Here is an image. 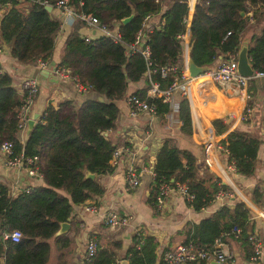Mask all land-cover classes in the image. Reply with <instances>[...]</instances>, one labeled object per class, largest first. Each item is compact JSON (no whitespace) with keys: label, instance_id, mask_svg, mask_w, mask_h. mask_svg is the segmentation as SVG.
Returning a JSON list of instances; mask_svg holds the SVG:
<instances>
[{"label":"trees","instance_id":"16d2710c","mask_svg":"<svg viewBox=\"0 0 264 264\" xmlns=\"http://www.w3.org/2000/svg\"><path fill=\"white\" fill-rule=\"evenodd\" d=\"M54 5L56 0H44ZM21 2L27 7L22 9ZM73 6L90 12L100 22L118 30L119 40L109 36H96L85 41L76 30L69 32L60 49L58 64L69 69L71 77L88 87L95 97L83 96L78 101L62 97L55 104L47 101L42 113L29 129L25 142L17 137V112L23 101V92L11 85V77L0 72V143L9 140L12 153L21 151L24 156H35L32 165L37 166L40 183L17 189L9 194L5 183H0V257L3 264H43L50 252L49 239L57 249L55 264H67L66 247L71 243L68 231L57 232L60 223L71 217L72 210L94 195H100L102 185L96 174L109 171L113 145L106 134L112 126L117 112V101L127 93L146 97L155 106V114L169 111L168 103L146 96L144 87L128 91L131 83L143 77L146 69L139 52L126 50L141 23H151L152 29L144 35L149 48L151 67L181 65L182 37L187 25L189 29L188 55L197 65L212 66L226 52H236L246 38L248 61L255 71L264 72V0H193L189 12L187 0H67ZM0 40L10 46V55L18 63L30 64L51 59L54 36L59 20L38 1L0 0ZM251 12L256 31L249 29L247 11ZM129 16L128 20L122 19ZM145 16H148L145 19ZM251 32L248 33V31ZM162 85L172 77L170 72L160 78ZM144 78V77H143ZM69 81L71 79H62ZM194 88V110L199 118L200 98ZM101 96L102 99H99ZM176 116L180 119V134L189 136L192 132L190 112L186 98L177 99ZM199 121V119H198ZM216 133L227 127L224 118L211 120ZM227 142L228 158L235 164V172L242 177L256 173L257 150L261 143L255 135L244 139L233 137L227 132L221 142ZM193 146H199L192 142ZM201 146H199L200 148ZM201 149V148H200ZM205 165V164H204ZM206 166V165H205ZM209 169V168H208ZM152 171L154 177L149 188L148 200L153 204L160 181L173 184L185 182L195 195L191 205L199 209L207 205L218 188H227L217 175H202L198 171L196 155L187 147H178L176 141L165 136L157 149ZM92 173L93 176H89ZM264 178L254 182L248 190V197L256 206L262 205ZM233 199V198H232ZM229 204L224 202L213 212L187 223L184 239L212 244L220 236L239 240L245 258L252 253L247 232L255 230L250 219L253 210L241 199L235 198ZM190 205V204H189ZM232 226L240 231L234 237ZM17 228L21 236L17 241L2 238L3 231ZM133 234L131 244L124 257L128 264H153L156 258V240L152 235H143V242L136 247ZM226 241V240H225ZM117 244V243H115ZM115 260V251L100 246L92 264H110ZM193 262H187L192 264ZM204 262H202L203 264ZM82 264H85L84 262ZM157 264H162L158 261Z\"/></svg>","mask_w":264,"mask_h":264},{"label":"crops","instance_id":"0c3cea01","mask_svg":"<svg viewBox=\"0 0 264 264\" xmlns=\"http://www.w3.org/2000/svg\"><path fill=\"white\" fill-rule=\"evenodd\" d=\"M20 6L22 9H25L27 3L21 2ZM2 11L3 9L0 8V13ZM50 11L52 16L59 20L58 11L54 7H51ZM76 28V25L69 26L67 24L58 28L55 33V46L50 59L55 64L58 63L59 49L66 35L76 30ZM241 44L246 45V40L242 41ZM0 45L2 46L0 52V72L9 74L11 77V85L21 92L20 82L24 78L31 77L35 78L38 86L37 92L27 110L26 121L23 123V127L17 130V137L21 143L25 142L29 129L42 113L48 100L52 104H55L62 97L73 98L76 101L82 99L83 96L95 97L96 93L92 91L88 92L89 90L80 92L69 81L59 79L53 72L50 78L49 76H45L42 70L45 68L50 70L51 67H49V64L41 66L38 61L30 64L18 63L10 55V46L1 40ZM250 80H254V82L251 83L249 82ZM144 85L145 81L142 77L138 82L131 83L128 91L134 88L144 87ZM247 88L250 93V115L245 120H239L235 116L230 117L225 115L223 118L227 123V127L222 133L232 132L233 137L237 139H244L247 135H255L261 140L257 150L256 173L253 176L247 177V179L252 180L254 183L264 178V77L249 79L247 81ZM214 91L215 89L211 85H208L206 90L201 88V92L197 87V92H200V114L198 119L203 128L208 126V119L210 118L209 115L202 112L204 96L208 92ZM126 96L116 102L118 109L114 115L112 126L107 130L106 134L111 142H117L122 138L127 143H138L139 149H135L130 144L124 145L126 150H121L120 157L114 164H110V170L95 175L98 182L102 185L103 191L100 195H94L84 203L94 204L96 211H84L81 207L82 204H80L72 210L71 217L65 221L66 224L63 229L59 226L57 232L68 231L67 234L71 237V243L66 247L69 250L66 254L67 264L83 263L84 240L88 234H93L100 246H109L115 251V260L113 262H120L121 259H126L124 253L132 242L131 237L134 234L133 230L135 227H138V231L142 236L148 234L155 238L156 247L154 251L156 261L162 250L184 239V228L187 223H197L199 219L220 206V201L214 198L207 205L199 209H194L181 196L174 193L165 196L160 205L152 204L148 200L149 188L152 181L148 172L152 171L154 155L160 146L161 140L165 136L172 137L178 147H187L193 151L197 158L199 173L200 163L203 160V158L201 159L202 147L199 153H197L196 146L190 145L192 142L199 144L197 136L193 131L189 136L180 134L179 132L181 121L176 116L177 99L180 96L178 90L173 93L171 101L167 102L169 111L163 115L144 112L135 117L129 116ZM229 97L227 104L235 103V99L232 96ZM234 111H239V109H234ZM199 145L201 146V144ZM130 147H132L131 150H135L136 153L134 155L130 151H127L130 150ZM222 156L221 161L223 160L225 163L227 158ZM130 161H133L135 165L137 164V167L140 169L141 181L135 188L125 189L123 172L125 166ZM40 178V175H28L22 164H6L4 155L0 153V183H5L8 186L9 194H14L19 188L40 183ZM239 179H242V177L238 174L235 176V181ZM261 185L264 187L263 184ZM240 191L242 190L240 189ZM234 197L235 195L230 196L225 202L231 204L235 200ZM261 202L264 207V195ZM108 209L131 214L129 224L115 227L105 225L102 217ZM250 219L253 220L255 227L253 232L258 235L262 246L259 258L253 261L250 258L251 254L245 258L239 240L227 236L225 240L234 259L231 263L222 264H264V220L259 216H255L254 213ZM49 243V256L43 264H55L57 260L56 256L58 251L52 239H49ZM210 260H206L203 264H207ZM0 264H3V257H0Z\"/></svg>","mask_w":264,"mask_h":264},{"label":"built area","instance_id":"2783aa9c","mask_svg":"<svg viewBox=\"0 0 264 264\" xmlns=\"http://www.w3.org/2000/svg\"><path fill=\"white\" fill-rule=\"evenodd\" d=\"M31 1H38L43 5L49 4L44 0ZM53 7L59 13L58 28L67 24L69 26L76 25V31L87 42L93 40L94 37L99 35L109 36L113 41L119 40V33L116 27H108L105 23L100 22L98 18L90 12H85L76 6L69 4L67 0H56ZM247 16L248 20L253 19L250 11H247ZM147 17L148 16H145V19ZM152 27L153 25L151 23L144 24V22H142L141 27L135 33L133 41L126 45L127 51L139 52L144 59L146 69L143 72V77L146 84V96L158 98L161 102H169L171 101L173 93L178 90L181 95L186 98L190 112L192 131L196 134L198 143L202 146V154L206 164L217 174L218 177H221V181L224 180L227 183L233 184L235 178L231 182L232 178L230 174L235 173L238 175V173L235 172L234 162L228 158L229 151L226 146L227 142H221L226 133H216L210 123L212 119L218 117L223 118L225 115L230 117L235 116V118L239 120H245L248 118L251 113V106L249 104L250 93L247 88V81L252 78L264 77V72L253 70L251 75H241L236 68L237 54L236 52L230 51L226 52L215 65L208 66L206 70L197 73L194 76H190L186 68V55L188 54L187 43L189 38V29H187L188 25L184 33L180 35L182 37V60L180 69L177 70L175 65L151 67L149 48L144 41V35L146 32L150 31ZM1 50L2 46L0 45V52ZM49 62L50 60L38 61L41 66L50 64ZM156 71L158 72L160 78L165 77L168 72H170L172 75L170 81L162 85L159 78L157 79L154 76ZM52 72L58 78L66 80L71 79L75 88L80 92L88 90L87 86L71 77L67 67L54 63ZM194 83L197 84L200 92L201 88L206 90L208 85H211L215 89L214 92H208V94L204 96V102L202 103V112L210 116L208 119V126L205 128H203L199 123L197 114L194 110ZM19 86L21 88V92H23L24 98L17 112L18 129L23 127L22 125L26 121L27 110L38 89L35 78L31 77L24 78L20 82ZM200 92L198 93L200 94ZM229 96H232L235 99V103L229 105L227 104V99L230 98ZM126 104L129 116L135 117L144 112H150L152 114L155 113L154 104L149 103L145 96L141 97L137 94L129 93L126 96ZM234 109H239V111H234ZM111 143L113 145V150L109 160L110 164H114L120 157L121 150H126L124 145L130 144V146L135 149H139L138 143H127L122 140V138L117 142L112 141ZM132 147H130V150L127 151H130V153L134 155L136 152L135 150H131ZM0 153L4 155L6 164H22L28 175H40L37 170V166L32 165L36 157L34 155L24 156L21 151H19V153H12L11 141L3 140L0 143ZM221 156H225V158H227L225 163L223 160L221 161ZM148 173L150 178L153 179L154 172L151 171ZM140 181V169L137 167V164L135 165L133 161H130L128 165L125 166V170L123 172V183L125 189L135 188L139 185ZM232 191L233 190L230 186L227 188H218L213 196V199L216 198L220 201L221 205L227 198L235 195ZM170 193L181 196L190 205H192L195 201L194 193L189 191L185 182L177 180L173 184H170L163 180L159 182L158 191L154 196V203L160 205L163 198ZM254 206L256 207L255 209L250 207L253 210L254 215L259 216L264 220V207L262 205ZM81 207L84 211H96V207L92 203H82ZM102 218L103 223L107 226H126L131 220V214L108 209L105 211ZM239 231L240 229L237 226H232L230 229V232L235 237L239 234ZM133 232L134 234H139L138 227H135ZM20 236L21 232L17 228L2 232V238L9 239L11 241H17ZM247 238L252 249L250 258L251 260L256 261L262 251L260 239L253 231L247 232ZM142 242L143 236L137 235L136 247H138ZM96 249L97 241L95 236L93 234H88L84 240L82 262L85 264H92V259ZM208 259L215 260L219 262V264L231 263L234 256L226 241L218 236L214 238L212 244L194 242L192 239L177 242L162 250L158 259H156V261L154 260L153 264H157L158 261H162V264H187V262H193L192 264H201ZM110 264L120 263L115 261Z\"/></svg>","mask_w":264,"mask_h":264},{"label":"water","instance_id":"95a60500","mask_svg":"<svg viewBox=\"0 0 264 264\" xmlns=\"http://www.w3.org/2000/svg\"><path fill=\"white\" fill-rule=\"evenodd\" d=\"M187 3L189 5V12H191L192 7H193V0H187ZM44 8L46 10H50L51 9V5H44ZM129 18V16L125 17L122 19L123 22L127 21ZM188 29V27H187ZM247 47L245 44H241L240 47L237 49V56H236V68L237 71L241 74V75H251L253 73V69L248 61V57H247ZM49 67H51V69L49 70L48 68L43 69L42 71L44 72L43 74L45 76H49V78L51 77V73L53 71L54 68V61L50 60L49 62ZM208 66L206 65H197L193 62V60L191 59V57L187 54L186 55V68L188 70V74L190 76H194L197 73H200L204 70L207 69ZM99 99H102L101 96H98ZM89 176H93L92 173H89ZM222 184H226L228 186H230L232 188V190L235 192V195H238L239 198L244 201L248 206H250L251 208L255 209L256 207L254 206V204L244 195L242 194V192L235 187L234 184L232 183H227L226 181L222 180L221 181ZM66 222L62 221L60 223V228L63 229V227L65 226ZM120 264H127V260L126 259H121ZM207 264H219V262L215 261V260H210Z\"/></svg>","mask_w":264,"mask_h":264},{"label":"rangeland","instance_id":"374dc122","mask_svg":"<svg viewBox=\"0 0 264 264\" xmlns=\"http://www.w3.org/2000/svg\"><path fill=\"white\" fill-rule=\"evenodd\" d=\"M250 11V10H249ZM246 14H247V12H246ZM254 19L255 18H253V19H251V20H248V22L249 23H253L254 22ZM260 24H257V21L256 22H254L253 23V25H250L249 26V29H251L252 31H256V29H257V26H259ZM243 40H246V38L244 37V39ZM249 82H254V80H250ZM249 87V86H248ZM179 95H181V93L179 92ZM203 102H204V100H203ZM199 145V144H198ZM200 146V145H199ZM199 146H196V149H197V153H199V151H200V148L202 147H200L199 148ZM199 155V154H198ZM203 158V160H202V162L200 163V173L202 174V175H212V176H215V175H217L213 170H209L208 168V165L206 164V162H205V160H204V157H203V154H202V157H201V159ZM206 166H205V165ZM231 175V178H232V180H231V182L234 180V178H235V176H237L235 173H233V174H230ZM216 177V176H215ZM242 177V176H241ZM219 180H220V182H221V177H219ZM233 184L235 185V187L236 188H238L239 190L241 189L242 191V194H244L249 200H250V198L248 197V190H249V188L251 187V185L253 184V182H252V180H250V179H247V177H242V179H239V180H237V181H233ZM226 185V184H225ZM228 186V185H227ZM233 192V194H235V192L234 191H232ZM235 198H239V196L238 195H235ZM240 199V198H239ZM251 201V200H250ZM264 203V202H263Z\"/></svg>","mask_w":264,"mask_h":264},{"label":"bare ground","instance_id":"6f19581e","mask_svg":"<svg viewBox=\"0 0 264 264\" xmlns=\"http://www.w3.org/2000/svg\"><path fill=\"white\" fill-rule=\"evenodd\" d=\"M195 85H196V84L194 83V84H193V89L195 88Z\"/></svg>","mask_w":264,"mask_h":264},{"label":"clouds","instance_id":"9594fccd","mask_svg":"<svg viewBox=\"0 0 264 264\" xmlns=\"http://www.w3.org/2000/svg\"><path fill=\"white\" fill-rule=\"evenodd\" d=\"M237 52V51H236Z\"/></svg>","mask_w":264,"mask_h":264}]
</instances>
